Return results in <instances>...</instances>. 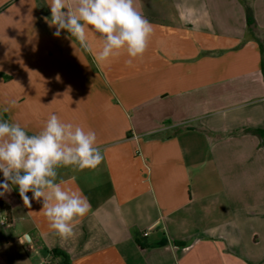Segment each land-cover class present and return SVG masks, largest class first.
I'll use <instances>...</instances> for the list:
<instances>
[{
	"label": "crops",
	"instance_id": "1",
	"mask_svg": "<svg viewBox=\"0 0 264 264\" xmlns=\"http://www.w3.org/2000/svg\"><path fill=\"white\" fill-rule=\"evenodd\" d=\"M134 6L153 25L145 52L97 64L53 36L47 0H0V119L34 134L55 112L103 156L57 169L91 205L68 238L10 185L0 264H264V147L248 131L264 128V0Z\"/></svg>",
	"mask_w": 264,
	"mask_h": 264
},
{
	"label": "clouds",
	"instance_id": "2",
	"mask_svg": "<svg viewBox=\"0 0 264 264\" xmlns=\"http://www.w3.org/2000/svg\"><path fill=\"white\" fill-rule=\"evenodd\" d=\"M51 16L46 18L86 51L97 64L126 54L128 63L145 52L153 25L134 6V0H47ZM98 43L93 47L91 39ZM75 49V48H74ZM103 159L94 130L62 121L55 112L48 115L42 128L28 134L16 122L0 119V197L18 189L26 206L31 200L41 203L48 227L61 238L73 234L74 225L91 205L80 189L57 181V169L75 170L96 167Z\"/></svg>",
	"mask_w": 264,
	"mask_h": 264
},
{
	"label": "trees",
	"instance_id": "3",
	"mask_svg": "<svg viewBox=\"0 0 264 264\" xmlns=\"http://www.w3.org/2000/svg\"><path fill=\"white\" fill-rule=\"evenodd\" d=\"M248 22H249V25L253 23V20H252V18L250 16L248 18ZM256 39H257V41L260 44L261 51L264 52V44H263V42L259 38H256ZM262 70H263V73H264V60L262 61ZM248 131L253 133L254 135L258 136V138L261 140L262 146L264 147V128L263 129H249Z\"/></svg>",
	"mask_w": 264,
	"mask_h": 264
},
{
	"label": "built area",
	"instance_id": "4",
	"mask_svg": "<svg viewBox=\"0 0 264 264\" xmlns=\"http://www.w3.org/2000/svg\"><path fill=\"white\" fill-rule=\"evenodd\" d=\"M0 224L2 226H5V225L9 224V221L7 218L1 217L0 218ZM40 264H57V263L50 259V260H43L42 262H40Z\"/></svg>",
	"mask_w": 264,
	"mask_h": 264
},
{
	"label": "rangeland",
	"instance_id": "5",
	"mask_svg": "<svg viewBox=\"0 0 264 264\" xmlns=\"http://www.w3.org/2000/svg\"><path fill=\"white\" fill-rule=\"evenodd\" d=\"M263 37H264V35H263Z\"/></svg>",
	"mask_w": 264,
	"mask_h": 264
}]
</instances>
